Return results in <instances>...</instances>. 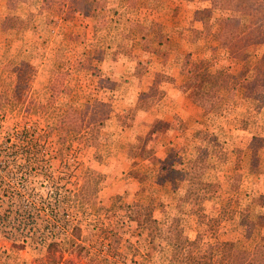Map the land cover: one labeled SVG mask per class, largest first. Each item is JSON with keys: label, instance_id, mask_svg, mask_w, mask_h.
Masks as SVG:
<instances>
[{"label": "rangeland", "instance_id": "374dc122", "mask_svg": "<svg viewBox=\"0 0 264 264\" xmlns=\"http://www.w3.org/2000/svg\"><path fill=\"white\" fill-rule=\"evenodd\" d=\"M60 2L0 0V264H175L179 218L190 237L209 236L218 219L219 238L264 251L255 221L264 212V130L255 133L264 105L252 115L239 77L262 47L231 55L216 40L247 16L229 11L216 22L208 0ZM211 63L236 87L222 111L220 98L201 91L192 101L182 91L185 81L200 89L195 72ZM101 101L110 111L91 115ZM213 106L216 119L196 123ZM69 110L89 124L68 132ZM88 128L95 147L78 139ZM208 132L227 152L213 167L199 154ZM191 164L218 181L215 199L167 181L169 167ZM71 224L79 246L49 247Z\"/></svg>", "mask_w": 264, "mask_h": 264}, {"label": "trees", "instance_id": "16d2710c", "mask_svg": "<svg viewBox=\"0 0 264 264\" xmlns=\"http://www.w3.org/2000/svg\"><path fill=\"white\" fill-rule=\"evenodd\" d=\"M41 8L51 7L55 1H61V5L66 0H40ZM180 1V0H178ZM186 2H192V0H185ZM211 8L218 12L216 18H213L216 22H222L226 19V13L229 11H238L247 16L245 22H236L232 25L228 34H216L217 45L220 48L226 49L231 55L238 52L251 53L253 48L257 45L262 47V50L258 57L252 62L245 63L239 71V77L245 82L242 87L247 92V98L253 103L254 112L252 115L259 113L260 109L264 105V94L262 93V87L264 85V0H208ZM163 45L165 40L162 41ZM211 63L207 67L200 68L195 72V75L201 80V88H196L188 82L182 84L183 93L192 101H196L202 92L210 94L211 96L218 97L222 101L221 111L223 105L226 104L233 96V92L236 87L229 86L226 82L222 81V69L211 68ZM109 104L106 102H99L97 107H91L89 113L91 115H98L103 117L108 113ZM70 112V110H69ZM71 112L67 115H70ZM218 114L216 106L208 108L202 114L201 120L197 121L200 125H206L212 123ZM255 116V115H254ZM175 119L179 122V125L184 126L183 120L175 115ZM71 122V128L69 131L78 132L82 127L89 124L83 116L79 114H71L69 119ZM85 121V122H84ZM255 133L260 135V132L264 130V123L256 126ZM96 134L92 133L89 128L87 133L83 136H79L78 139L86 145V147L96 146ZM63 140V138L61 139ZM222 141L216 133L208 132L205 140H203L200 146V155L207 157L208 161L212 164H221L227 160V152L222 146ZM137 154L146 156L148 151L144 147L136 146ZM215 159L212 162V159ZM204 169H208L204 165ZM206 171V170H205ZM197 173L194 170V164L190 166H171L166 171V178L176 183L181 184L187 190L197 191L203 194L206 200H213L217 197L219 184L211 175L206 172ZM89 168L84 169V180L81 188L87 191L93 187L92 184L86 185L90 181ZM25 178V177H24ZM27 181V179H23ZM228 192L233 195L238 191V184L231 178L228 179ZM27 187V186H26ZM84 195V194H83ZM62 198L65 196L62 195ZM256 197H252L255 200ZM75 203V202H74ZM214 227L212 233L209 236H204L202 239H196L190 237L185 233V219L179 218L176 226L171 231V248L175 253V264H264V251L261 244H255L252 251L239 250L235 246L234 241L228 239L219 238L221 226L220 222ZM255 221L257 225H264V212L258 210ZM234 227V226H233ZM26 228V225L22 227ZM20 229V233H24L26 236L36 237L34 232H23ZM235 228V227H234ZM28 229V228H27ZM41 228L39 227L38 230ZM69 230V231H68ZM65 234L62 236L60 242H50L49 247L61 248V245H66L68 248H77L79 243L77 239L79 237L78 230L75 224H71L64 230ZM12 236V233H10ZM40 234V233H39ZM41 235H38L40 237ZM207 238V239H206Z\"/></svg>", "mask_w": 264, "mask_h": 264}]
</instances>
